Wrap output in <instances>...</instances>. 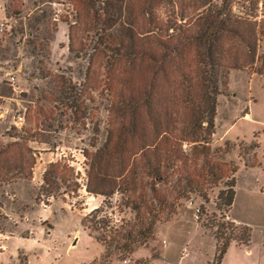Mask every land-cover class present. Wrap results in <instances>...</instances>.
<instances>
[{
  "label": "trees",
  "instance_id": "obj_1",
  "mask_svg": "<svg viewBox=\"0 0 264 264\" xmlns=\"http://www.w3.org/2000/svg\"><path fill=\"white\" fill-rule=\"evenodd\" d=\"M31 1L37 10L17 20L10 42L4 44L0 35V66L18 63V35L26 28L25 51L38 71L31 77L43 82L34 89L51 94L45 119L53 120V114L89 135L83 150L87 192L120 194L121 223L99 217L100 205L91 218L81 219L89 232L101 231L94 237L106 247V264L130 257L153 238L157 223L189 200L195 207L196 199L214 204L218 234L208 264H220L237 238L225 220L237 166L225 158L227 150L211 143L214 120L231 72L249 69L264 76V0ZM63 1L68 7L62 6L56 21L52 4ZM23 10H13L16 19ZM58 22L66 26V63L50 59ZM68 62L81 83L68 78ZM43 113L38 108L36 124ZM65 168L60 161L50 163L44 181L53 183ZM244 232L240 239L247 241L250 232Z\"/></svg>",
  "mask_w": 264,
  "mask_h": 264
},
{
  "label": "rangeland",
  "instance_id": "obj_2",
  "mask_svg": "<svg viewBox=\"0 0 264 264\" xmlns=\"http://www.w3.org/2000/svg\"><path fill=\"white\" fill-rule=\"evenodd\" d=\"M21 5L23 14L16 19L13 10ZM62 6L67 9L66 1L60 6L52 4L56 21L63 17ZM35 10L31 0H0V35L5 38L4 44L10 42L8 33L16 27L17 20ZM6 17H11L13 24L2 30ZM55 35L50 59L66 63V26L61 22L57 23ZM18 39V63L0 66V264H29L30 257L32 264H88L94 259L97 264H106V247L94 237L101 231L89 232L81 219L91 218L92 209L100 205L103 212L99 217L121 223L120 194L103 198L87 192L88 160L83 150L88 148L89 135H81L78 124L77 133L70 127L72 123L59 121L53 114V120L45 119L52 106L51 94H38L34 89V84L41 87L43 82L31 77L38 71L34 58L25 51L26 28ZM74 68L68 62V78L81 83L80 76L72 72ZM58 71L54 69L53 73ZM8 72H13L14 87L5 79ZM40 107L44 113L36 124ZM245 113L250 115V121L242 118ZM19 115L24 117L21 125L16 123ZM214 123L211 143L227 150L225 158L237 166L234 202L225 214L237 238L230 241L220 264H264V76L249 69L231 72L224 94L219 97ZM101 130L100 140L103 127ZM56 161L66 168L47 184L44 173ZM195 201L198 214L186 204L169 220L157 223L153 238L127 257L131 264H175L185 245L190 256L181 264L211 262L216 254L218 219L212 216V201ZM244 231L250 232L247 241L240 239ZM122 260L112 258L111 264H124L119 262Z\"/></svg>",
  "mask_w": 264,
  "mask_h": 264
},
{
  "label": "built area",
  "instance_id": "obj_3",
  "mask_svg": "<svg viewBox=\"0 0 264 264\" xmlns=\"http://www.w3.org/2000/svg\"><path fill=\"white\" fill-rule=\"evenodd\" d=\"M57 6V5H56ZM59 10H60V8H59ZM12 19H11V17H6V19H5V21H4V23H1V29L3 30V28L6 26L7 28H11L12 27ZM5 79L8 81V84L9 85H11L12 87H14V83H15V77H14V75H13V72H8V73H6V76H5ZM24 121V117L23 116H21V115H19L18 117H17V121H16V123L17 124H22V122ZM187 207L188 208H190V207H194V204H193V202L191 201V200H189L187 203ZM98 206H96V207H94L93 209H95V208H97ZM92 209V210H93ZM194 209H195V214H198V212H199V209L198 208H196V207H194ZM166 244V243H165ZM167 245V244H166ZM190 255V250L188 249V247L185 245L184 247H182V249H181V251H180V258H179V261L177 262V264H180V262L183 260V259H185V258H187L188 256ZM132 260L131 259H127V258H125V259H123L122 261H119V262H122V263H130ZM119 262H117V263H119ZM29 263V262H28Z\"/></svg>",
  "mask_w": 264,
  "mask_h": 264
},
{
  "label": "crops",
  "instance_id": "obj_4",
  "mask_svg": "<svg viewBox=\"0 0 264 264\" xmlns=\"http://www.w3.org/2000/svg\"><path fill=\"white\" fill-rule=\"evenodd\" d=\"M243 119H246V120H251V117H250V115L248 114V113H245V117H242ZM74 242H75V240L72 242V244L70 245V246H72V245H74ZM190 256V255H189ZM188 256V257H189ZM28 262H29V264H32V260H31V257L28 259ZM132 263V261L130 262V263H124V264H131ZM175 264H177L176 262H174ZM182 263V261L180 262V264ZM142 264V263H141Z\"/></svg>",
  "mask_w": 264,
  "mask_h": 264
},
{
  "label": "water",
  "instance_id": "obj_5",
  "mask_svg": "<svg viewBox=\"0 0 264 264\" xmlns=\"http://www.w3.org/2000/svg\"><path fill=\"white\" fill-rule=\"evenodd\" d=\"M74 244H75V242H74Z\"/></svg>",
  "mask_w": 264,
  "mask_h": 264
}]
</instances>
